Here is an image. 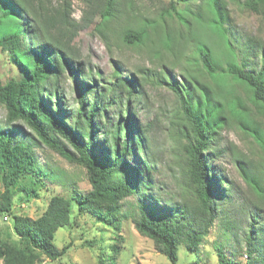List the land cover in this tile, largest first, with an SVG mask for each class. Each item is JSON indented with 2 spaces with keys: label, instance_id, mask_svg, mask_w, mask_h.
Returning a JSON list of instances; mask_svg holds the SVG:
<instances>
[{
  "label": "trees",
  "instance_id": "trees-1",
  "mask_svg": "<svg viewBox=\"0 0 264 264\" xmlns=\"http://www.w3.org/2000/svg\"><path fill=\"white\" fill-rule=\"evenodd\" d=\"M99 1L100 5L89 8L101 11L97 27L102 33L101 28L115 17L118 3ZM187 1L171 0L151 27L130 28L123 39L130 45L144 44L147 29L153 28L172 65L184 57L182 51L187 43L193 42L202 70L195 73L186 68L180 76L173 77V70H167L168 63H162L148 73L140 70L139 83L115 70L106 86L97 84L99 72L90 69L84 73L69 42L43 32L38 12L39 8L43 10L41 4L33 5L34 0H0V51L7 53L18 68L17 77L6 83L0 80V106L7 112L6 127L0 125V217H11L12 227V235L6 239L0 236L3 264H39L43 258L55 261L64 256L70 246L59 249L54 241L60 229L71 225L74 208L76 216L90 217L120 232L122 218L128 217L123 214V200L132 196L137 197L133 213L136 230L152 240L156 250L172 264L178 262L181 246L198 255L215 223L234 233L240 219L227 207L231 189L219 186L232 188V183L211 162L225 153L220 132L229 124L227 115L264 148V131L251 122L250 110L236 91L242 89L247 101L264 115V44L251 39L242 44L232 41L235 36L227 26V7L231 1L264 19V0H201L199 5L204 6L196 11L191 6L177 8ZM61 4L66 11L64 24L81 28L71 19L72 12L69 14L72 1L61 0ZM175 16L178 28L171 29L166 18ZM196 24L205 31L204 36L201 30H194L198 29ZM254 56L261 58L258 72L247 69ZM77 73L87 82L82 83L85 86L78 90L76 102L68 107L61 93L63 76L69 74L75 81ZM149 83L174 95L170 124L179 129L184 152L177 162L181 168V197L166 202L150 188L153 182L149 165L155 158L145 145L146 130L129 104L130 99H142ZM113 106L121 109L110 122L107 112ZM19 123L32 130L40 142L82 166L91 190L69 197L52 196L46 211L37 219L21 214L17 208H21L22 201L40 198L45 183L33 144L18 138L25 133ZM95 135H103V140L95 141ZM136 152L147 157L144 163L138 157L134 164L128 162ZM142 167L148 169V177ZM241 171L245 181L264 198L260 180L243 168ZM243 212L247 225L245 264H264V210ZM118 250L117 245L110 247L111 253L117 254ZM216 254L218 264H238L236 255L226 254L222 248L217 247ZM97 259L99 264H105L103 254Z\"/></svg>",
  "mask_w": 264,
  "mask_h": 264
},
{
  "label": "rangeland",
  "instance_id": "rangeland-1",
  "mask_svg": "<svg viewBox=\"0 0 264 264\" xmlns=\"http://www.w3.org/2000/svg\"><path fill=\"white\" fill-rule=\"evenodd\" d=\"M71 1L69 14L72 12L71 19L81 28H69L64 24L66 11H64L61 0H34L33 5H42L43 10L39 8L38 12L40 20L43 19V32L69 42V46L78 57L77 64H81L85 69L84 73L90 69L94 73L99 72L100 76L96 77L97 84L109 86L115 70L122 73L124 78H134L139 83L140 70L148 73V71L158 69L162 63H168L167 70L169 72L173 70V77L180 76L186 68L195 73L202 70V64L193 42L187 43L182 51L184 57L172 65L165 57L166 51L161 46L159 34L153 28L147 29V40L144 44L130 45L123 39L130 28L151 27L152 22L158 20L163 10L170 6L171 0H117L118 11L115 17L107 22L104 28H101L102 33H99V27H97L101 11L89 8L91 5H100L102 2L99 0ZM199 1L201 0L191 2L189 0L178 4L177 8L182 10L191 6L193 11H196L200 6H204L199 5ZM238 1L242 3L244 0ZM227 10L230 13V22L227 26L231 30L230 33L235 36L231 38L232 41L242 44L251 39V41L261 40L264 44V19L261 16L231 1H228ZM176 19V16L166 18L171 29L178 28ZM196 27L198 29L194 30L198 33L201 30V35L204 36L205 31L202 32L198 24ZM28 39L29 36H26V41L29 43ZM248 63L247 69L252 72H258L261 68V58L251 57ZM17 76L18 68L10 61L7 53L0 51V80L2 83ZM83 82L87 80H84L78 73L75 81L69 74L63 76L61 93H63L66 106L69 107L76 102L78 90L85 86H82ZM236 91L237 95L245 100L250 110L251 122L264 131V115L247 101L242 89L237 88ZM143 93L144 96L139 102L130 99L129 104L134 107L138 123L142 129L146 130L148 143L145 142V145L149 147L150 154L155 158V162L149 165L153 182V187L150 188L154 195L166 202L172 198H179L182 194L181 168L177 163L184 154L182 139L179 138V129L170 124L174 95L167 89L153 86L150 83L145 85ZM120 109V106H113L108 110L107 115L110 122L114 121L116 112ZM227 116L229 124L220 132L221 148L225 150V153L219 160L212 161L211 166H215L217 170L220 169L228 183H232V188L224 184H219V186L226 190L231 189L227 207L240 219V222L235 228V234L225 231L219 222L215 223L208 237L204 239L199 254L190 253L184 246H181L178 250L176 264H218L217 247L224 249L226 254L236 255L235 260L238 264H245L247 225L243 221L244 212L242 211L243 209L255 211L256 208L264 210V198L245 181L241 171L242 168L249 171L260 180L264 187V148L254 140L248 130L241 127L237 120ZM6 121L7 112L0 106V125L6 127ZM94 123L101 126V121ZM19 125L25 133L18 135V138L33 144L45 183V189L40 192V198L29 203L22 201L21 208H17L21 214L37 219L46 211L52 196L69 197L75 192L85 194L91 190L86 170L82 166L70 162L55 149L40 142L36 134L23 123ZM68 125L71 126L70 123ZM94 140L102 141L103 135H95ZM68 149L74 152L70 147ZM135 157L143 160V163L147 158L136 152L134 156L131 154L128 162L134 164ZM141 170L146 173H144L145 177L149 176L146 167H142ZM210 178L212 179L211 174ZM136 200V196L123 200V214H128V217L122 218L120 232L90 217L76 216L74 208L71 225L60 229L54 241L59 249L69 245L67 253L55 261L43 258L39 264H99L97 257L101 254L104 255L105 264H172L156 250L152 240L136 230L133 224ZM8 234L12 235L11 217H0V236L6 239ZM112 245L119 247L117 254L111 253ZM0 264H3V261H0Z\"/></svg>",
  "mask_w": 264,
  "mask_h": 264
},
{
  "label": "built area",
  "instance_id": "built-area-1",
  "mask_svg": "<svg viewBox=\"0 0 264 264\" xmlns=\"http://www.w3.org/2000/svg\"><path fill=\"white\" fill-rule=\"evenodd\" d=\"M7 218V217H6Z\"/></svg>",
  "mask_w": 264,
  "mask_h": 264
}]
</instances>
